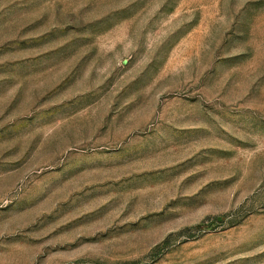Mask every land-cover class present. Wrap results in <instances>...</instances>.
<instances>
[{
	"label": "rangeland",
	"instance_id": "1",
	"mask_svg": "<svg viewBox=\"0 0 264 264\" xmlns=\"http://www.w3.org/2000/svg\"><path fill=\"white\" fill-rule=\"evenodd\" d=\"M0 264H264V0H0Z\"/></svg>",
	"mask_w": 264,
	"mask_h": 264
}]
</instances>
